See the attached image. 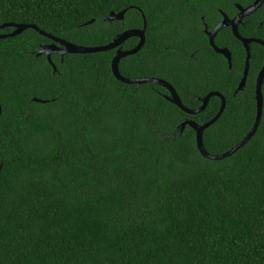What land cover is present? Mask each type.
<instances>
[{
    "label": "trees",
    "instance_id": "16d2710c",
    "mask_svg": "<svg viewBox=\"0 0 264 264\" xmlns=\"http://www.w3.org/2000/svg\"><path fill=\"white\" fill-rule=\"evenodd\" d=\"M255 0H0L7 24L33 25L69 43L98 47L130 29L146 44L123 59L126 78L171 83L185 107L222 93L227 106L204 133L208 153L243 141L257 118L256 80L264 47L246 50L231 29L212 30L235 4ZM127 10L123 21L105 20ZM94 20L92 25H86ZM240 27L264 40V7ZM54 42L34 29L0 40V264H264V112L254 138L222 161L205 159L196 133L219 113L213 97L191 116L155 84L129 85L112 72L115 51L38 56ZM138 45L132 38L124 45ZM264 94V87H263ZM46 101L37 103L34 99Z\"/></svg>",
    "mask_w": 264,
    "mask_h": 264
},
{
    "label": "water",
    "instance_id": "95a60500",
    "mask_svg": "<svg viewBox=\"0 0 264 264\" xmlns=\"http://www.w3.org/2000/svg\"><path fill=\"white\" fill-rule=\"evenodd\" d=\"M264 7V0H255V2L247 7H243L241 5H237V8L239 10V14L234 18L230 19L228 16L224 15V20L221 24H219L216 29L213 32H207V35L209 37V42L211 47L214 49V51L222 55L226 58V60L229 63V67L232 68L233 64V56L232 52L228 48H220L217 46L215 40L216 37L219 35L221 31L227 28L232 29V33L237 38L244 46L246 50V62H245V70H244V75L241 79L240 85L236 91V94L243 92L245 87L247 86L250 70H251V58H252V44L256 43L264 47V40L262 39H256V38H245L240 34V25L243 23V21L246 18H249L253 14L257 13L260 9ZM127 13V10H124L120 13H114L112 12L109 16L105 18L106 21L108 22H119L123 21L125 19V15ZM143 19H144V27L143 29H130L122 34H120L113 42H111L108 45L105 46H98V47H84V46H78L72 43H69L65 40L59 39L57 37H54L52 35H49L45 33L44 31H41L39 28L33 25H13V24H7L2 27L4 28H14V32L11 34L7 35H0V40L2 39H7V38H13L18 35H21L28 29H34L38 31L41 35L51 39L54 43L46 46H42L40 48L38 56H43L46 55L48 61L51 63L53 66L54 70L56 71V66L52 62V56L54 54H60L62 57H65L66 55L69 54H93V53H101V52H109L117 49L120 47L123 43L128 41L131 38H138L140 40L139 44L131 50L128 51H122L121 49L118 50L117 54L113 58L112 61V72L114 77L125 84L129 85H143V84H155L158 86H161L165 88L169 93L170 96H167L166 99L173 103L175 106L179 107L183 112H185L188 115L195 116L198 114L203 113L207 106L209 105L211 99L213 97L220 98L222 102L221 109L217 116L211 120L210 122L204 124V125H199L193 120H188L185 123L182 124V130L184 131L187 126L191 127L195 133H196V142H197V148L200 152V154L208 160L212 161H222L226 158L231 157L234 155L236 152H238L240 149L245 147L251 140L252 138L255 137L257 134L261 123L263 119V112H264V94H263V87H264V66L262 70L259 72L257 80H256V102H257V118L254 123L253 128L249 132V134L246 136V138L241 141L237 146H235L233 149H231L229 152L222 154V155H212L208 153V151L205 148L204 145V133L205 131L211 127L213 124H215L220 117L223 115L226 106H227V100L225 96L220 93V92H211L209 93L204 99H202V106L197 109V110H191L187 107L184 106L181 97L179 96L178 92L174 88V86L159 78H126L124 77L121 72H120V63L122 59L127 58L129 56H133L138 54L143 47L146 44V27H147V20L146 16L142 13ZM94 23V20L91 22L87 23L86 25H92ZM35 102L37 103H45L46 101L40 100V99H34ZM2 114V107L0 105V117Z\"/></svg>",
    "mask_w": 264,
    "mask_h": 264
},
{
    "label": "flooded vegetation",
    "instance_id": "af4514ba",
    "mask_svg": "<svg viewBox=\"0 0 264 264\" xmlns=\"http://www.w3.org/2000/svg\"><path fill=\"white\" fill-rule=\"evenodd\" d=\"M237 5H239V4H235V8H237ZM218 13H219V15L221 16V20L220 21H218L217 23H216V26L211 30L210 29V27H209V25L206 23V19H205V17L204 16H202L201 17V20L203 21V24H204V29H203V33L208 37V35H207V32L206 31H208V32H213L215 29H216V27L219 25V24H221L222 22H223V20H224V15H226V16H228L230 19H234L238 14H239V10H238V8H237V13L233 16V17H230L229 15H227L222 9H218ZM245 25V21H243V23L240 25V27L241 26H244ZM228 29H231V28H228ZM232 30V29H231ZM122 34V33H121ZM120 35V34H119ZM118 35V36H119ZM217 38V37H216ZM132 39V38H131ZM208 39H209V37H208ZM130 40V39H129ZM128 40V41H129ZM137 40H138V44H139V42H140V40L137 38ZM127 42V41H126ZM125 42V43H126ZM215 42H216V40H215ZM125 43H123L120 47H118L117 49H115L114 51H115V55L117 54V52H118V50L119 49H121L122 51H128V50H126V49H124V45H125ZM60 55V54H59ZM125 59V58H124ZM123 60V59H122ZM175 88V87H174ZM177 91V90H176ZM167 92V94H165V95H163L164 96V98L166 99V97L167 96H170V93L168 92V91H166ZM202 99L203 98H199V100L200 101H202ZM167 100V99H166ZM1 105V104H0ZM2 107V106H1ZM186 121H188V120H186ZM185 121V122H186ZM185 122H183V123H185ZM182 123V124H183ZM182 124H181V126H179V129L180 130H182ZM187 127H189V126H187ZM186 127V128H187ZM185 128V129H186Z\"/></svg>",
    "mask_w": 264,
    "mask_h": 264
}]
</instances>
